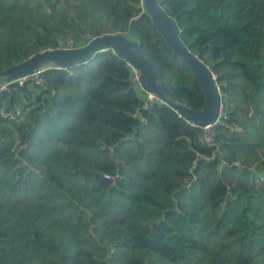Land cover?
<instances>
[{
  "label": "trees",
  "instance_id": "trees-1",
  "mask_svg": "<svg viewBox=\"0 0 264 264\" xmlns=\"http://www.w3.org/2000/svg\"><path fill=\"white\" fill-rule=\"evenodd\" d=\"M141 1L0 0V71L119 33L200 110L197 80ZM158 3L215 76L213 143L169 105L139 97L110 47L7 81L0 264H264V0Z\"/></svg>",
  "mask_w": 264,
  "mask_h": 264
},
{
  "label": "water",
  "instance_id": "water-1",
  "mask_svg": "<svg viewBox=\"0 0 264 264\" xmlns=\"http://www.w3.org/2000/svg\"><path fill=\"white\" fill-rule=\"evenodd\" d=\"M143 7L162 35L166 46L184 62L197 80L204 96L200 110H195L186 101L173 95L167 82L149 59L142 54L139 42L119 33L89 38L82 47L56 48L35 53L27 59L1 70L0 82L26 76L44 63H53L58 67L67 68L72 64L84 62L95 53L110 47L120 58L137 67L141 83L146 90L155 93L163 103L176 109L184 119L191 120L198 127L216 123L221 112V94L216 86L215 76L196 55L182 44L178 36L176 22L165 13L158 0H143Z\"/></svg>",
  "mask_w": 264,
  "mask_h": 264
},
{
  "label": "built area",
  "instance_id": "built-area-1",
  "mask_svg": "<svg viewBox=\"0 0 264 264\" xmlns=\"http://www.w3.org/2000/svg\"><path fill=\"white\" fill-rule=\"evenodd\" d=\"M143 3V1H141ZM75 45L76 44H62L61 47L59 48H66V49H70V48H75ZM76 47H79L76 46ZM126 65L128 66L129 68V77H130V81L132 83V86L135 90V92L137 93V95L141 98H143L145 101L149 102V103H153V102H160L161 99L153 92H150L148 90H146L142 83H141V80H140V72L139 70L137 69V67H135L132 63L126 61ZM41 71V69H36L34 70L32 73L26 75V76H23V77H19V78H15L14 81H17L19 84H22L23 81H26L27 79H33L34 77L37 76V74ZM4 83V85L2 87H0V90H2L5 85H7V81L6 82H2ZM27 110H24L23 112L21 111H17L16 112V116H19V118L23 119V118H26V115H27ZM176 114L179 116V117H182L181 114L176 110L174 109ZM186 122L191 125V126H194V127H197V128H200L201 130V138L202 140L207 143V144H212L213 143V135H214V125L215 123H211V124H207V125H204V126H201V127H198L195 123H193L191 120H187L186 119ZM104 177L108 178L109 176L107 174H104Z\"/></svg>",
  "mask_w": 264,
  "mask_h": 264
},
{
  "label": "rangeland",
  "instance_id": "rangeland-1",
  "mask_svg": "<svg viewBox=\"0 0 264 264\" xmlns=\"http://www.w3.org/2000/svg\"><path fill=\"white\" fill-rule=\"evenodd\" d=\"M78 43V42H77ZM76 44V43H75ZM79 44H81V45H79ZM86 44V42H80V43H78V45H79V47L81 46H83V45H85ZM46 64H48V63H46ZM50 65H52V63H49L48 64V66H50ZM4 85V83H2V82H0V87H2Z\"/></svg>",
  "mask_w": 264,
  "mask_h": 264
}]
</instances>
